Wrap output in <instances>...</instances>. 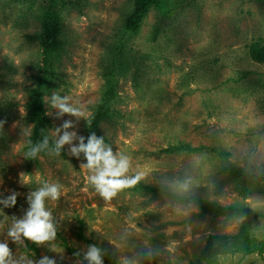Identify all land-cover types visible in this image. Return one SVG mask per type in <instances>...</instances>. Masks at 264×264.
Instances as JSON below:
<instances>
[{
  "label": "rangeland",
  "instance_id": "obj_1",
  "mask_svg": "<svg viewBox=\"0 0 264 264\" xmlns=\"http://www.w3.org/2000/svg\"><path fill=\"white\" fill-rule=\"evenodd\" d=\"M179 3L170 18L153 7L138 32L126 34L135 0H68L56 86L45 95V107L54 140L65 132L76 135L63 145L65 156L30 160L34 124L27 104L43 60L42 11L50 3L0 0V243L9 248L6 264H40L45 257L85 264L66 248L87 257L91 246L78 236L82 221L86 239L103 245L119 264H141L143 253L150 262L192 264L210 235L239 231L242 219L202 216L195 205L136 191L140 185L223 206L248 204L263 216L253 219L254 233L263 238L264 64L249 51L254 42L264 43V0ZM123 56L126 72L119 64ZM113 68L118 99L100 136L114 155L130 158L126 176L139 173L141 179L104 199L90 182L95 169L71 149L92 135L89 121ZM54 96L81 114L62 113ZM66 122L71 126L65 128ZM182 143L201 150L167 152ZM225 159L246 173V193L221 173ZM53 183L60 196L45 198V208L55 236L36 242L9 235L31 210L33 194ZM221 264H264V257L226 256Z\"/></svg>",
  "mask_w": 264,
  "mask_h": 264
},
{
  "label": "trees",
  "instance_id": "obj_2",
  "mask_svg": "<svg viewBox=\"0 0 264 264\" xmlns=\"http://www.w3.org/2000/svg\"><path fill=\"white\" fill-rule=\"evenodd\" d=\"M28 1V0H27ZM171 1V3H170ZM186 0H135V7L129 16L125 25L126 34H136L149 11L156 7L165 17H172L173 7H177L179 2ZM49 7L42 12L41 21L43 32L39 35L43 46V60L38 71V77L35 87L29 90V100L27 104L28 121L34 124L33 135L29 139L27 155L30 160H36L39 156H46L49 153L65 156L66 148L63 146L57 149V141L49 134L50 120L46 110L45 95L49 93L57 79V65L60 64L62 57V32H63V10L68 5V0H49ZM117 49L122 53L126 46L120 42ZM250 57L257 63L264 64V43L262 41L254 42L250 46ZM125 56L121 57L120 68L126 72L124 62ZM107 84L103 97L95 107L89 121V133L100 136V127L103 122L111 117L114 104L118 99V79L116 71L111 69L105 74ZM38 148L36 155L33 157L31 152ZM201 148H194L189 144H180L167 149L168 153H197ZM221 173L228 175L237 185L240 183L244 193H246L244 182L246 181L245 172L237 167L230 160L225 159L222 165ZM246 183V182H245ZM239 186V185H238ZM136 191H146L154 196H167L171 201L183 205H195L200 209V215H211L214 217H225L229 219H242L239 231L234 236L229 235H210L202 253L192 262V264H221V258L226 256H242L245 259L257 255L264 257V236L260 239L254 233L253 219L263 218L261 214L256 213L248 204H235L223 206L217 202H211L200 199L196 196H181L173 193L168 187H154L140 185L135 188ZM84 222L82 221L79 228V237L88 245L95 246L100 250L101 262L103 264H119L105 253L103 245H98L92 240L86 239L83 235ZM31 248L38 252L35 246ZM71 255L77 259H83L85 264L91 262L81 254L80 250L69 248ZM141 264H160L156 261L150 262L147 254L143 253Z\"/></svg>",
  "mask_w": 264,
  "mask_h": 264
},
{
  "label": "clouds",
  "instance_id": "obj_3",
  "mask_svg": "<svg viewBox=\"0 0 264 264\" xmlns=\"http://www.w3.org/2000/svg\"><path fill=\"white\" fill-rule=\"evenodd\" d=\"M54 101H61L58 104L62 113H70L72 115H80V110L69 106L61 100L60 97H53ZM66 99V98H65ZM71 126L70 122H66L64 127ZM75 133H67L57 141V149L63 147L64 144L71 143ZM38 148H34L31 155L34 157ZM72 154L79 157L80 153H84L87 160L86 167L95 169V174L90 177V182L95 190L104 199H111L119 191L134 186L141 176L137 173L135 176H126L130 168V158L122 153L113 154L110 147H106L103 137H97L92 134L88 138V142L84 143V138H80L79 146H73ZM31 199V210L27 213L26 218L18 221L9 235L18 239L20 233L25 237L36 242H43L55 236L53 224L50 222V212L45 208V198L56 200L60 196V185L46 184L41 190L33 194ZM15 203V195L9 198ZM9 248L5 243H0V264H6V258L9 256ZM87 259L91 264H102L100 250L95 246L90 248ZM40 264H55V262L47 257L41 259Z\"/></svg>",
  "mask_w": 264,
  "mask_h": 264
}]
</instances>
